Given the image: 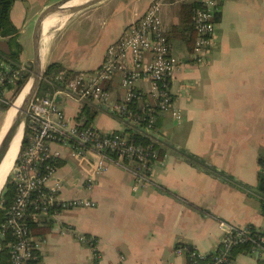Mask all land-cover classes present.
Instances as JSON below:
<instances>
[{"label": "crops", "instance_id": "1", "mask_svg": "<svg viewBox=\"0 0 264 264\" xmlns=\"http://www.w3.org/2000/svg\"><path fill=\"white\" fill-rule=\"evenodd\" d=\"M56 1L30 0L28 9L34 3L39 6L29 22ZM155 1L162 29L167 32L179 23L180 4L193 0L93 3L51 29L44 46V65L55 62L71 74L97 68L105 48ZM217 1L215 44L203 62L194 60L181 39H169L170 50L178 59L169 84L178 118L169 109L158 111L153 126L140 129L118 117L109 106L91 102L96 112L90 124L98 131L140 130L159 150L146 186L133 190V177L124 167L131 163L114 156L104 162L103 170L86 188L83 167L69 146L49 143L59 151V157L46 185L57 184L62 200L87 198L92 204L38 216L37 227L49 225L42 234H31L40 239L35 251L39 264H92L90 247L78 238L80 234L94 238L99 264H191L183 253L175 252V247L185 244L204 253L213 251L224 232L219 221L264 229L256 191L259 151L264 149V0ZM9 18L19 34H24L23 0L13 1ZM134 86L149 100L147 81L137 79ZM104 87L110 100L120 99V73L112 74ZM55 94H59L54 101L67 122L77 123L80 103L69 95L54 93L53 97ZM178 149L199 156L247 187H238L189 162ZM229 264L264 261L246 250L235 253Z\"/></svg>", "mask_w": 264, "mask_h": 264}, {"label": "built area", "instance_id": "2", "mask_svg": "<svg viewBox=\"0 0 264 264\" xmlns=\"http://www.w3.org/2000/svg\"><path fill=\"white\" fill-rule=\"evenodd\" d=\"M193 1L199 6L192 14L194 38L191 54L195 61L203 62L205 54L215 44L218 1ZM158 11V2H152L139 16L128 22L117 40L105 48L97 68L79 70L70 76L58 70L50 80L57 84L56 87L41 95L34 94L30 100L25 115L29 128L28 143L14 166L17 171L12 175L15 194L0 224V239L6 234L11 236L5 243L9 248L8 264H26L35 257L40 239L31 235L26 216L37 220L39 215H51L59 209L92 204L87 198L62 200L58 198L57 184L46 185L59 157V151L50 148L49 143L68 145L79 163L82 159L86 162L87 167L81 165L85 172L86 188L91 187L95 174L103 170L104 162L111 160L109 153L131 163L124 167L133 177V190L146 186L150 181L151 167L159 160L156 147L134 143L121 131L100 132L91 124H69L53 100V94L69 95L80 105L84 101L107 105L118 117L140 129L151 128L158 111L169 109L171 115L178 118L180 114L178 109L172 107L169 89L178 59L170 50ZM22 69L23 64L16 67L0 59V110L2 104L7 102V86L14 83ZM116 72L120 73L123 94L120 99L110 100L104 83ZM137 79L148 82L149 100L143 99V93L135 88ZM137 101L141 103L136 105ZM219 224L224 232L213 251L204 253L184 244L175 247V252L186 255L191 264L199 260L202 264H229L232 248L244 243L249 252L264 261V229L254 231L248 226L239 227L225 221H219ZM78 238L89 245L92 264H99L94 238L82 234Z\"/></svg>", "mask_w": 264, "mask_h": 264}, {"label": "trees", "instance_id": "3", "mask_svg": "<svg viewBox=\"0 0 264 264\" xmlns=\"http://www.w3.org/2000/svg\"><path fill=\"white\" fill-rule=\"evenodd\" d=\"M13 1L14 0H0V38H3V44H4V48L0 49V59L7 61L16 67H18L20 64H23V69L20 70L14 83L7 86V90H8L7 94L9 93L8 95L9 97L6 94L7 102L5 104H2L1 109L7 106L8 100L12 99V97H14L16 94L19 93V91L22 89V87L29 79L28 76L30 74V62L25 61L23 63L19 60V54L21 52V44L17 39V28L14 26V24L11 22L9 18V10L11 8ZM198 6L199 4L196 1L182 2L180 4L179 23L173 24L167 32H164L168 42L170 38L177 37L184 42L185 46L188 49L190 50L192 49L193 38H194L192 14H193V10ZM218 17H219V11L215 13V20H217ZM58 70H60V66L55 62H49L44 66L43 75L39 83V86L35 92V95L44 94L45 91H52L53 88L56 87L57 84L53 83L50 80L52 79L53 74ZM72 74L70 73V71L65 72L66 76H70ZM8 107H6L5 110ZM95 112H96V107L95 105H93V103H91L90 101L82 102L80 105V109L75 116L77 125L78 126L89 125L93 119ZM122 134L125 135L130 141L134 143H138L142 145L151 144L154 146V143L149 139V137L146 134L141 133L140 130L136 131L126 128L123 130ZM28 135H29V128L27 124V119L25 118L17 155L14 159V165L19 162L20 152L25 148V146L28 143ZM178 152L189 162L203 166L204 169L215 173L216 175L220 176L222 179H226L227 181L230 180L229 182L234 183L238 187H243V188L247 187V185L241 183L240 181L231 179L229 175H227L223 171L217 170L214 166L205 163V161L199 156L191 152H188L184 149H178ZM109 155L112 157L115 156L114 153H109ZM158 155L160 156L159 150H158ZM258 163H259V168L256 173V191L258 194L259 212L264 215V149L259 151ZM14 194H15V182L12 176L9 175V177L6 179V181L3 183L0 189V224L5 219L6 211L12 202ZM25 220L31 234L34 233L42 234L48 229L47 226H49L46 225V226L37 227L36 226L37 221L29 216H26ZM248 227L254 231L256 229L252 226H248ZM9 239H11L10 234H6L4 238L0 239V264H8L9 248L8 246H6L5 243ZM187 247L190 248L192 246L187 245ZM246 250H248V246L246 244L242 243L236 245L235 247L232 248V256L237 252H245ZM185 257L187 258L186 255ZM26 264H39V257L36 256L32 259H29L26 262ZM194 264H202V261L199 260Z\"/></svg>", "mask_w": 264, "mask_h": 264}, {"label": "water", "instance_id": "4", "mask_svg": "<svg viewBox=\"0 0 264 264\" xmlns=\"http://www.w3.org/2000/svg\"><path fill=\"white\" fill-rule=\"evenodd\" d=\"M67 1L71 0H58L54 3L48 4L45 7H43L39 13L37 14L34 23L32 25V32H31V47H30V74L28 78H30V84L24 93V95L21 97L19 103L17 104L13 115L11 119L10 126L3 132L1 138H0V163L4 155L6 154L8 148H9V139L11 138L14 127L16 123L21 120L22 121V129L24 125L25 115L27 112V108L29 105L30 100L32 99L33 95L35 94L39 83L41 81L44 66L39 64V61L37 59V45L40 37L43 33H45V29L47 27H50L54 22H59V20L64 17L66 19L69 15L72 13H75L93 3H96L100 0H78L75 3H71L67 5L60 13H58L56 16V19L51 23L48 24L44 29L42 27V21L43 19L54 9L59 7L60 5L64 4ZM61 21V20H60ZM59 97V94H55L53 97V100H57ZM21 129V131H22ZM20 142V141H19ZM80 164L84 167H87L86 162L82 159L80 160ZM16 169L13 168V173H16ZM1 189V188H0Z\"/></svg>", "mask_w": 264, "mask_h": 264}, {"label": "bare ground", "instance_id": "5", "mask_svg": "<svg viewBox=\"0 0 264 264\" xmlns=\"http://www.w3.org/2000/svg\"><path fill=\"white\" fill-rule=\"evenodd\" d=\"M78 0H71V1H67L64 4L60 5L59 7H57L56 9L52 10L42 21V27L44 26L45 23V27L48 24H51L55 19L58 13H60L67 5L71 4V3H75ZM61 21L58 23L57 26L55 27H59L63 21L65 20L64 17H62L60 19ZM44 27V28H45ZM53 27V28H55ZM43 28V29H44ZM52 28V29H53ZM51 32V28L49 31L45 32L39 39L38 41V45H37V59L39 61V64L42 65L43 63V54H44V46H45V42L47 39V35ZM30 84V79L28 80L27 85L20 91V93L18 94L17 98L15 99L14 103L11 105V107L6 111L4 120H3V126L0 130V138L3 134V132L10 126L11 124V119H12V115L13 112L17 106V104L19 103L21 97L24 95V93L26 92L28 86ZM12 103V102H11ZM10 103V104H11ZM21 129H22V121L19 120L15 127H14V132L11 136V138L9 139V148L6 152V154L4 155V157L1 160L0 163V188L2 187V184L6 178V175L8 174L9 170L11 169L13 160L16 156L17 150H18V146H19V141H20V137H21Z\"/></svg>", "mask_w": 264, "mask_h": 264}, {"label": "rangeland", "instance_id": "6", "mask_svg": "<svg viewBox=\"0 0 264 264\" xmlns=\"http://www.w3.org/2000/svg\"><path fill=\"white\" fill-rule=\"evenodd\" d=\"M34 3V2H33ZM29 4H30V0H23V5H24V7H25V24L27 25L26 27H25V29H26V31H25V33L24 34H19V32L17 31V37H19L20 38V42H21V52H20V54H19V60L21 61V62H25V61H29V57H30V53H29V51H30V47H31V32H32V25H33V23H34V20H32L31 22H29V20H31V18H32V16H33V14H32V12H33V10H34V8H36L37 6H39L37 3H34L35 5L34 6H31L29 9H28V6H29ZM59 22H60V20H59ZM59 22H54V24H52L50 27H47L46 29H45V32H47V31H49L50 30V28L52 29L53 27H55V26H57L58 25V23ZM28 23V24H27ZM31 25V26H30ZM44 34V33H43ZM42 34V35H43ZM42 65L43 66H45L44 65V59H43V63H42ZM30 79V78H29ZM28 79V80H29ZM28 80H27V82L25 83V85L22 87V89L27 85V83H28ZM21 89V90H22ZM20 90V91H21ZM20 91H19V93H20ZM18 93V94H19ZM18 94H16L14 97H12V99H10V100H8V104H7V106L6 107H8L6 110H5V108H2L1 110H0V130H1V128H2V126H3V120H4V117H5V114H6V111L11 107V105L14 103V101H15V99L17 98V96H18ZM9 95V93L7 94V96ZM9 97V96H8ZM9 99V98H8ZM12 102V103H11ZM11 103V104H10ZM21 136H22V131H21ZM20 139H21V137H20ZM20 143V142H19ZM18 151V150H17ZM16 155H17V153H16ZM16 157V156H15ZM15 159V158H14ZM14 160H13V163H12V166H11V169L9 170V172H8V174L6 175V178H5V180H4V182L6 181V179L9 177V175L10 176H12L13 175V168H14ZM3 182V183H4ZM3 185V184H2ZM256 258L257 259H259L257 256H256ZM260 260V259H259ZM262 261V260H261Z\"/></svg>", "mask_w": 264, "mask_h": 264}]
</instances>
